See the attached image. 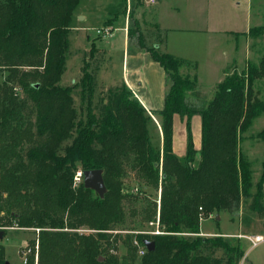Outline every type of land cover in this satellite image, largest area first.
<instances>
[{
    "label": "trees",
    "instance_id": "trees-1",
    "mask_svg": "<svg viewBox=\"0 0 264 264\" xmlns=\"http://www.w3.org/2000/svg\"><path fill=\"white\" fill-rule=\"evenodd\" d=\"M78 2H0V72H8L0 83V187L7 193L0 199V223H5L0 226L40 229L37 264H121L111 249L117 248L114 231L126 218L124 201L134 196L123 190L122 181L125 162L132 156L140 178L160 188L165 232L138 236L141 242L153 240L155 249L135 264H238L245 253L239 244L220 234L201 235V221L214 212L234 211L243 197H252L251 209L263 211L261 192L250 193L252 170L239 142L264 112V100L254 89L256 80L264 78V55L241 72L226 71L213 98L197 108L188 102V96L201 95L197 62L167 51V33L156 22L152 46L139 26H129L130 43L137 35V46L150 52L166 72L164 107L152 112L159 116L163 133V143L156 147L149 133L153 118L125 81L110 86L97 102L99 67L91 71L87 64L79 82L60 84ZM250 34L263 35L264 26L251 28ZM95 49L93 44L91 51ZM183 68L191 71L183 73ZM77 88L85 115L75 106ZM27 100L35 106L34 120L24 114ZM174 114L186 121L184 156L173 150ZM195 115L202 122L199 151L193 139ZM37 137L44 139L42 144H36ZM259 137L264 138V130ZM26 143L31 144L25 148ZM97 168L104 170L103 197L84 182L74 185L79 169ZM83 226L93 231H76ZM34 244L28 247L26 264H36ZM219 250L221 257L215 256ZM7 262L0 245V264Z\"/></svg>",
    "mask_w": 264,
    "mask_h": 264
},
{
    "label": "rangeland",
    "instance_id": "rangeland-1",
    "mask_svg": "<svg viewBox=\"0 0 264 264\" xmlns=\"http://www.w3.org/2000/svg\"><path fill=\"white\" fill-rule=\"evenodd\" d=\"M4 1L0 0V2ZM126 4L127 0L126 2L124 0H98L94 7V14L96 17H100L109 8L120 11L118 26L124 22L125 15L126 24L124 25L128 24V27L133 29L139 26V29L146 36L148 44L152 46L155 42L154 24L157 4L150 3L149 0H131L130 18L127 16V10L125 11ZM206 7H208V11L204 10ZM161 11H165L163 15L168 24L191 25L192 28L198 29V31L177 32L178 38L184 40L185 44L182 45L184 50L199 61L197 71L206 84L205 88L199 87L200 96H188V102L197 108L206 106L213 98L217 85H210L215 81L223 80L226 71L236 68L241 72L247 68L250 62L258 64L264 55V34L260 36L250 34L251 28L264 26V0H163ZM173 11L183 14L184 17L181 19L184 21V18H187L188 23L184 24L185 21L183 22L181 19L174 21ZM117 16L115 15V17ZM122 33L123 31L118 30L117 36ZM89 38L95 42V51L92 52L91 43L86 42V48L81 47L77 59L72 52L83 43V37L75 40V33L70 36L66 71L60 81L61 85L67 86L79 82L87 64H89L90 70L94 71L98 67L100 70L103 62H105L109 40L97 33V30L92 31ZM131 42L132 45L137 46V35L132 37ZM225 62L228 63L221 71ZM188 70L191 71L190 68H183L182 72L186 73ZM7 74V71L0 72V83L3 82ZM97 82L95 102L98 98L105 96L110 87L100 83L99 80ZM254 89L257 96L264 100V78L256 80ZM15 90L20 97L24 96L19 86ZM73 93L75 106L83 113L82 115H85L86 104L81 105L80 88L75 89ZM35 113V106L30 100H27V108L24 110L25 116L34 120ZM182 122L184 123L183 119ZM149 130L153 144L158 147L155 126H151L150 129L149 125ZM263 130L264 112L253 120L252 125L242 134V139L239 142V148L249 161L252 170L250 193L261 192L263 211L251 209L252 197H243L239 207L235 208L234 211L214 212L201 224V229L204 232L211 233L207 236L220 234L232 243L239 244L245 253L238 264H264V239L255 244L248 237L264 236V138L259 137V133ZM43 141L44 139L37 137L36 144H42ZM70 142L69 139L66 140L62 144V148ZM30 144L26 143L25 148ZM62 148L61 152H63ZM197 156V160H199L200 157ZM122 181L123 190L133 194L136 198L133 196L124 201L126 218L124 223L118 225L114 231V234L118 235L117 248L111 249V252L119 257L121 264H135L140 259L135 240H139V235H146L145 232L155 229L152 221L156 219L158 212L160 188L150 185L140 178L134 170L132 156L125 162ZM1 194L3 197L7 195L3 190H1ZM8 225H5L8 228L4 229L5 233L0 237V245L5 247L6 260L10 264H24L23 251L33 246L35 242V262L37 264L36 254L39 252L38 236L40 229ZM76 231L89 233L93 230L83 226ZM129 242L135 246V252L129 249L131 245H128ZM222 253L223 251L219 250L215 256L221 257ZM134 258L136 259L134 260Z\"/></svg>",
    "mask_w": 264,
    "mask_h": 264
},
{
    "label": "crops",
    "instance_id": "crops-1",
    "mask_svg": "<svg viewBox=\"0 0 264 264\" xmlns=\"http://www.w3.org/2000/svg\"><path fill=\"white\" fill-rule=\"evenodd\" d=\"M162 1L163 0L156 1L155 22L159 29L166 31L167 33V51L176 56L199 63L197 59H194L192 55L184 50V47L182 46L185 44L184 40H181L182 38H178L179 35L177 33L185 31H198V29L192 28L191 25L168 24L163 15L165 11H161ZM97 2L98 0H79L77 6L75 7L70 23L72 30L70 36L75 33V40L83 37V43L71 52L73 56L78 59L80 49L81 47L86 46V42L88 44L91 43V45L95 43L89 38L92 31L101 28L105 25L107 20L112 19L115 14H118V17L112 20V23L108 25L113 28V35L107 38L109 40L107 45V57L99 70L98 80L105 86H112L125 81L128 87L132 90L134 96L141 102L153 118V121L150 124V129L151 126H155L158 145L161 146L163 143V133L160 118L152 112L160 111L163 109L165 104V96L168 88L165 69L159 62L153 59L150 52L140 49L138 46L130 43L128 36V24L124 25L126 24L125 15L124 22L121 26H118L120 11H114L109 8L105 11L106 13L104 12L100 17H96L94 14V7ZM204 10L208 11V7ZM183 17V14H180V12H174L173 20L179 21ZM181 21L183 20L181 19ZM184 21V24L188 23L187 18H184ZM118 30L123 31V33L119 36H117ZM227 63L228 62H225L223 64L221 71ZM197 76L199 87L205 88L206 84L203 82L198 71ZM220 81H215L210 86H216ZM182 119L184 123L182 122ZM201 127V116L195 115L193 117L192 128L194 144L198 151L201 148ZM173 150L178 156H184L187 150L186 121L185 118H182L179 114H174L173 117ZM202 222L203 220L201 221V224ZM210 234V232H204L201 229V235L207 236Z\"/></svg>",
    "mask_w": 264,
    "mask_h": 264
},
{
    "label": "built area",
    "instance_id": "built-area-1",
    "mask_svg": "<svg viewBox=\"0 0 264 264\" xmlns=\"http://www.w3.org/2000/svg\"><path fill=\"white\" fill-rule=\"evenodd\" d=\"M157 0H149L150 3H156ZM126 10H127V16L129 17V13L131 11V0H127V4H126ZM129 21V19H128ZM97 33L102 34L103 37H111L113 35V28L111 26H102L101 28L97 29ZM84 171L79 169L74 177V185L75 186H79L82 182H84ZM1 187H0V199H1ZM159 206H158V212L156 215V219L154 221H152V224L155 226V229L153 231H148L145 232V234H150V235H160V234H164V230L161 227V220H160V208H161V196L159 199ZM8 227L5 226H1L0 229H5ZM255 244L262 241L264 239V236L262 235H255V236H248ZM135 244L137 246V250H138V254L140 257L144 256L146 254V252L148 251L146 245L144 242L139 241L138 239L135 240ZM37 249H38V244H37ZM31 252V248H26L23 251L24 254V264L27 263L28 260V254ZM36 260H38V254H36Z\"/></svg>",
    "mask_w": 264,
    "mask_h": 264
},
{
    "label": "water",
    "instance_id": "water-1",
    "mask_svg": "<svg viewBox=\"0 0 264 264\" xmlns=\"http://www.w3.org/2000/svg\"><path fill=\"white\" fill-rule=\"evenodd\" d=\"M83 173L85 187L93 189L101 197H103L107 192V187L104 180V170L102 168L89 169L85 170ZM2 236L3 232L1 231L0 237ZM144 243L149 251H153L155 249V242L153 240H145ZM6 264H10L9 261Z\"/></svg>",
    "mask_w": 264,
    "mask_h": 264
}]
</instances>
